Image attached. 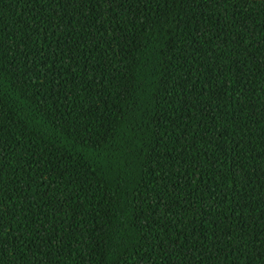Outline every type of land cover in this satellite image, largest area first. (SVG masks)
I'll use <instances>...</instances> for the list:
<instances>
[{
  "label": "trees",
  "instance_id": "1",
  "mask_svg": "<svg viewBox=\"0 0 264 264\" xmlns=\"http://www.w3.org/2000/svg\"><path fill=\"white\" fill-rule=\"evenodd\" d=\"M0 264H264V0H0Z\"/></svg>",
  "mask_w": 264,
  "mask_h": 264
}]
</instances>
